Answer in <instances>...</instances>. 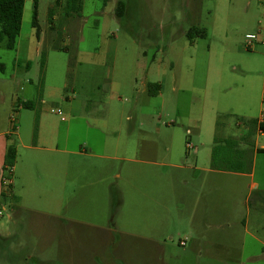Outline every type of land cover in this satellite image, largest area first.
<instances>
[{
  "label": "rangeland",
  "instance_id": "1",
  "mask_svg": "<svg viewBox=\"0 0 264 264\" xmlns=\"http://www.w3.org/2000/svg\"><path fill=\"white\" fill-rule=\"evenodd\" d=\"M67 1L38 0L37 38L26 0L15 49L0 43L5 152L41 124L45 141L68 125L79 154L64 192L56 166L3 157L0 264H264V135L250 177L211 167L264 109V46L246 40L264 38V0H120L121 20L119 0Z\"/></svg>",
  "mask_w": 264,
  "mask_h": 264
},
{
  "label": "trees",
  "instance_id": "2",
  "mask_svg": "<svg viewBox=\"0 0 264 264\" xmlns=\"http://www.w3.org/2000/svg\"><path fill=\"white\" fill-rule=\"evenodd\" d=\"M26 0H0V43L9 51L15 49L16 40L20 34L21 22L24 10V4ZM33 1V14L31 27L35 30V35L39 38V27H38V0ZM78 0H68L67 8ZM71 3V4H70ZM70 4V5H69ZM80 4V3H79ZM58 5V4H56ZM74 7L73 5H71ZM79 9V7H78ZM125 4L123 1H118L115 14L118 19H122L125 15ZM51 15L49 12L48 16ZM187 40L192 44L196 39L206 38V31L204 29L191 28L186 34ZM43 57V56H42ZM46 56L42 58V76L44 79ZM4 65L0 63V72H4ZM43 85V84H42ZM160 92L159 85H148L147 94L148 96H156ZM42 97H40L41 99ZM21 107L26 110H33L34 105L32 102H22ZM248 127V133L239 139H224L215 140V147L212 149L211 154V167L213 170H224L228 173L250 175L252 173L253 165V151L251 149V139L254 137L256 132L264 135V120H248L244 123ZM37 125L34 130V138L37 135ZM12 129H14L12 127ZM219 144V145H218ZM244 145V147H240ZM223 149L221 155H217L215 149ZM264 152V150H257V153ZM17 161V151L15 147H8L4 155V168L13 169ZM6 166H8L6 168ZM8 194H11L10 188ZM12 201L16 202L17 197L12 196Z\"/></svg>",
  "mask_w": 264,
  "mask_h": 264
},
{
  "label": "crops",
  "instance_id": "3",
  "mask_svg": "<svg viewBox=\"0 0 264 264\" xmlns=\"http://www.w3.org/2000/svg\"><path fill=\"white\" fill-rule=\"evenodd\" d=\"M0 81H4V80H0ZM44 82H45V75H44ZM32 100H34V99H31L29 101H32ZM259 119H257V120H259ZM171 125H174V123H171ZM235 128L237 129L238 133H237V136L234 137V139L242 138L243 136H245L248 133V127L244 124L242 125V123L236 124ZM41 129H42V127L40 124V126L38 127L37 135H36V138L34 139V141H32V139H31V141H27L25 143H22L20 146H18V149H17L18 155H19L20 149L26 150L30 155L31 161H32V157H33V159L38 163L39 166L49 165L52 169L55 168V166H56L58 168L59 172L61 171V174L59 173V180L61 181L62 191L64 192L65 182H66V186H67L68 181H69L68 171H69V167H70V160H69L68 155L69 154L79 155L78 152H72L68 148L69 147L68 146V143H69V140H68L69 126L67 125V127L63 128L61 131L49 130L47 141L44 140ZM9 130H10V127L7 129V131L1 132L0 137L2 138L4 136L8 135ZM187 133L189 134V132H187ZM257 135H262V134L259 132H256L254 137H256ZM17 138L20 140L18 133H17ZM251 141H252V139H251ZM41 151H45L46 153H50V154H48L50 157L41 158V156L39 155V152H41ZM4 154H5V145L0 143V164L2 162ZM54 155H57V156L55 157ZM19 159H20V156H18V160ZM146 162L151 163L150 161H146ZM31 169H32V166H29V163L27 160L26 166H23L19 170V173H20L21 178H22L21 179L22 183H24V181L28 180V178L30 177ZM13 171H15V172L17 171V165L14 167ZM209 172L214 173L213 171H209ZM227 174H229V175L232 174V175H236L239 177H242V176L250 177L252 175V173L250 175L233 174V173H227ZM256 187H257V185H255V184L251 185L252 189H255ZM14 210H15V207H13V211Z\"/></svg>",
  "mask_w": 264,
  "mask_h": 264
},
{
  "label": "built area",
  "instance_id": "4",
  "mask_svg": "<svg viewBox=\"0 0 264 264\" xmlns=\"http://www.w3.org/2000/svg\"><path fill=\"white\" fill-rule=\"evenodd\" d=\"M246 40H247L248 46H251V44L254 42H260L264 46V38L259 39L255 35H247ZM56 114L61 117V112L59 110L56 111ZM61 120H64V119L61 118ZM263 120H264V109L261 112V116H260L259 121H263ZM187 147L189 148L190 146L187 145ZM10 183L11 182H8V184H10ZM180 245L184 246V243H181Z\"/></svg>",
  "mask_w": 264,
  "mask_h": 264
}]
</instances>
